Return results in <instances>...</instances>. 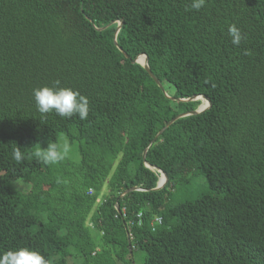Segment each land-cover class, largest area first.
Instances as JSON below:
<instances>
[{
	"label": "trees",
	"instance_id": "obj_1",
	"mask_svg": "<svg viewBox=\"0 0 264 264\" xmlns=\"http://www.w3.org/2000/svg\"><path fill=\"white\" fill-rule=\"evenodd\" d=\"M191 2L0 0V257L264 264V0L186 12ZM233 24L246 38L239 47ZM141 55L174 100L132 62ZM55 81L87 97V120L41 117L34 90ZM201 95L207 111L158 136L202 103L178 100ZM57 140L72 147L61 164L28 159ZM146 162L166 173L162 189Z\"/></svg>",
	"mask_w": 264,
	"mask_h": 264
},
{
	"label": "clouds",
	"instance_id": "obj_2",
	"mask_svg": "<svg viewBox=\"0 0 264 264\" xmlns=\"http://www.w3.org/2000/svg\"><path fill=\"white\" fill-rule=\"evenodd\" d=\"M205 6V0H192L190 7H186L185 11L198 12ZM120 23L122 24V22L118 21V25H120ZM228 34L234 46L239 47L241 43L246 40L235 24L229 27ZM245 54L251 55V52L246 51ZM34 98L37 111L44 120L52 113H55L63 119H71L74 116H78L82 121L87 120L89 116L90 107L87 97L71 89L61 88L60 81H55L53 87H43L34 90ZM201 105L203 104L201 103ZM32 148H34V150L28 159L34 158L36 162L45 166L61 164L69 158L72 151V147L67 140H64L62 143L58 140L55 143L49 142L46 149L42 148L40 144H36ZM13 159L17 164L23 163L25 157L21 153L19 147L13 149ZM57 183H64V181L57 178ZM156 219L157 218H155V220ZM155 220L153 224L156 223ZM0 264H50V261L46 260L44 256L36 251L20 249L3 254V256L0 257Z\"/></svg>",
	"mask_w": 264,
	"mask_h": 264
},
{
	"label": "water",
	"instance_id": "obj_3",
	"mask_svg": "<svg viewBox=\"0 0 264 264\" xmlns=\"http://www.w3.org/2000/svg\"><path fill=\"white\" fill-rule=\"evenodd\" d=\"M111 24H112V23H111ZM111 24H110V25H111ZM110 25H108V26H106V27H109ZM121 26H122V24L120 23V25H119L118 28H117V31H119V30L121 29ZM106 27H105V28H106ZM114 42H115V45L117 46V48H118L119 50H121L120 47L117 45L116 38H115ZM142 56H144V58H145V62H144V63H142V62L139 61V58L142 57ZM142 56H139L136 60H134V61H132V62H133V63H138V64H140L141 66H143L144 69L147 71V73L150 75V77H151V78L154 80V82L158 85V87L164 92L163 87L161 86V84L158 82V80L155 78L154 74H153V73L151 72V70H150L148 57H147L146 55H142ZM126 57H127V56H126ZM164 93H165V92H164ZM165 96H166V98H168V99L174 100L173 98L169 97V95H167L166 93H165ZM198 100L204 101L205 104H204V105H200V106L197 108L196 111L188 112V113H184V114H180V115H178L176 118H174L169 124H167V125H166V126L160 131V133L158 134V136L161 135V134L165 131L166 128H168L170 125H172V124H173L175 121H177L178 119H181V118H184V117H188V116H194V115L202 114L203 112L207 111V110L211 107V103H210V101L208 100V98H207L206 96H203V95H202V96H196V97H194V98H192V99L178 100V101H180V102H194V101H198ZM158 136H157V137H158ZM146 152H147V150H145L144 153H143V160H144V161H145V155H146ZM145 166H146L147 168H149V169L154 168V169H156V170L159 172V174H160V178H159V181H158L157 187H156L154 190H155V191H158V190L162 189V188L166 185V183H167V181H168V177H167L166 173L163 172L160 168H156V167H153V166L149 165L147 162L145 163ZM131 191H139V189H137V188H133L132 190L127 191L126 193H129V192H131ZM129 253H130V256L132 257V249H129Z\"/></svg>",
	"mask_w": 264,
	"mask_h": 264
},
{
	"label": "rangeland",
	"instance_id": "obj_4",
	"mask_svg": "<svg viewBox=\"0 0 264 264\" xmlns=\"http://www.w3.org/2000/svg\"><path fill=\"white\" fill-rule=\"evenodd\" d=\"M202 104H204V102H202ZM194 183H195V186L197 187L198 191H205V190L207 189V183H206V180H205V178L202 177V176H197V177L195 178V180H194ZM26 185H27V184H26ZM26 185L23 186V184H21L20 186H18V188H19L20 190H25V188H28V186H26ZM24 187H25V188H24ZM106 189H107L106 187L103 189V192H102V195H101L100 199L102 198V196H103L104 194H106ZM197 189H196V190H197ZM141 256H142V254L139 255V254L137 253V255H136V257H135V264H141V263H142ZM72 264H73V263H72Z\"/></svg>",
	"mask_w": 264,
	"mask_h": 264
},
{
	"label": "bare ground",
	"instance_id": "obj_5",
	"mask_svg": "<svg viewBox=\"0 0 264 264\" xmlns=\"http://www.w3.org/2000/svg\"><path fill=\"white\" fill-rule=\"evenodd\" d=\"M98 30H99V29H98ZM139 61L142 62V63H144V62H145V58H144V57H140V58H139ZM204 104H205V103H204ZM204 104H203V105H204ZM157 183H158V182H157Z\"/></svg>",
	"mask_w": 264,
	"mask_h": 264
},
{
	"label": "built area",
	"instance_id": "obj_6",
	"mask_svg": "<svg viewBox=\"0 0 264 264\" xmlns=\"http://www.w3.org/2000/svg\"><path fill=\"white\" fill-rule=\"evenodd\" d=\"M155 222H156L157 224H160V223H161V220H160L159 218H157V219L155 220Z\"/></svg>",
	"mask_w": 264,
	"mask_h": 264
}]
</instances>
